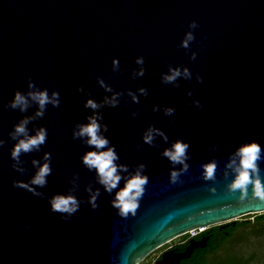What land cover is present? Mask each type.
<instances>
[{
    "label": "water",
    "instance_id": "1",
    "mask_svg": "<svg viewBox=\"0 0 264 264\" xmlns=\"http://www.w3.org/2000/svg\"><path fill=\"white\" fill-rule=\"evenodd\" d=\"M189 20L199 25L189 46L197 52L193 60L176 46ZM138 55L144 57L145 71L132 79ZM112 57L119 62L115 73ZM167 63L188 67L202 82L193 76L175 88L162 85L159 74L167 71ZM96 76L113 91L147 88L138 103L123 94L115 107L98 109L117 163L129 171L145 164V191L135 212L125 216L115 213L111 194L80 162L89 146L70 134L75 123L91 115L82 106L86 98L100 102L111 95ZM27 77L40 88L58 91L60 103L29 121V134L43 126L47 139L39 151L21 154L24 172L18 173L9 166L14 141L7 133L20 118L32 115L35 105L23 113L3 105L13 90L27 91ZM77 86L83 91L77 92ZM193 98L203 107L197 110ZM166 106L175 112L163 115ZM133 110L135 117L129 115ZM149 125L161 129L167 140L154 134L151 145L144 143L142 133ZM0 139V264H138L189 230L264 213V201L228 195L232 172L225 166L241 142L256 140L264 148V0H0ZM176 139L188 142V168L180 182L170 183V167L180 165H171L160 153ZM45 153L51 155L52 172L37 189L43 197L13 187V180L29 181L31 161H42ZM212 159L215 176L205 181L200 165ZM260 168L264 183V161ZM86 187L100 189L95 209L88 205ZM69 190L81 204L61 220V214L49 211L47 199ZM204 245L205 240H191L183 252L162 256L161 263L177 262Z\"/></svg>",
    "mask_w": 264,
    "mask_h": 264
},
{
    "label": "clouds",
    "instance_id": "2",
    "mask_svg": "<svg viewBox=\"0 0 264 264\" xmlns=\"http://www.w3.org/2000/svg\"><path fill=\"white\" fill-rule=\"evenodd\" d=\"M199 27L195 20H189L186 26V31L177 43L178 48L184 49L189 60H193L197 52L190 50V42L194 40L193 30ZM201 35V39H204ZM133 62L138 67L131 70L130 78L136 79L144 74V57L138 55L134 57ZM110 68L113 73L119 71L118 58L110 59ZM195 77L197 83L202 82L200 74L190 72L189 68L184 65H175L167 63V71L159 74V81L162 85H172L173 88L178 87L179 80L189 81ZM97 84L106 92H110V96H105L102 101L97 102L92 98H86L82 106L91 109V115L85 118L86 122H77L72 126L71 138H79L82 143L89 146V149L80 156L82 165L92 171L95 175L96 182L101 186L105 193L111 194L109 201L110 206L115 210V213L120 216L132 214L137 209L140 198L145 191V185L148 182V176L144 173V163H138L129 171L125 164H118L119 156L115 150V145L110 144L108 138L103 134L107 130V125L103 124L102 115L98 109L107 105L115 107L119 104V97L126 94L130 97L133 103L139 102V97L147 95V88L144 86L138 87L135 92L131 89L121 91H113L112 86L105 83V80L100 76H96ZM27 91L22 92L19 89L13 90L12 97L3 105L5 109H13L21 113L27 111L29 107L35 105V111L30 116L20 118L12 125L11 130L7 133L8 138L14 143L9 150V165L18 173H23L21 167V154L32 151H39L47 139V129L40 126L35 129L33 134H29L27 125L29 121L42 118L47 106L57 107L60 103L59 93L55 89L49 92L48 88H40L35 85L31 77L26 78ZM77 92L83 91L80 86L76 88ZM138 94V95H137ZM186 96H192L191 89L185 91ZM191 104L199 110L203 107L200 100L193 98ZM157 105L152 106V110L156 111ZM175 112L174 107L166 106L162 109V114L170 116ZM131 117H135V110L129 113ZM154 134L159 135L162 139L167 140V135L161 130L149 127L142 133V141L151 145L154 139ZM4 141L0 139V146ZM188 142L176 139L167 148L163 149L160 155L166 158L171 165L179 164V168L170 167L168 172V181L170 183L180 182V176L188 168ZM51 155L45 153L42 161L33 159L31 164L34 168L32 176L28 182L13 180L12 186L27 190L32 195L43 197V193L37 189L44 187L47 183V177L52 172L50 166ZM264 161V148L256 140H247L241 142L229 154V159L226 167L231 170L232 176L227 184L228 195L234 196L237 200H243L246 197H253L264 201V183H262L260 162ZM216 169V161L214 159L202 163L200 165V178L207 181L214 179ZM74 179L76 174H73ZM74 182V181H73ZM119 185V187H118ZM251 186V187H249ZM115 189V191H113ZM88 193L87 202L91 209L97 207L96 200L100 189H92L86 187ZM49 211L61 214V220H68L75 213L81 201L71 194V190L67 193H54L47 199ZM27 227V225H25Z\"/></svg>",
    "mask_w": 264,
    "mask_h": 264
},
{
    "label": "rangeland",
    "instance_id": "3",
    "mask_svg": "<svg viewBox=\"0 0 264 264\" xmlns=\"http://www.w3.org/2000/svg\"><path fill=\"white\" fill-rule=\"evenodd\" d=\"M255 215L249 214L237 220L244 222L236 228L232 236L212 254L207 256V264H226L231 256L248 260V264L264 263V219L255 221ZM181 236L174 240H179Z\"/></svg>",
    "mask_w": 264,
    "mask_h": 264
},
{
    "label": "trees",
    "instance_id": "4",
    "mask_svg": "<svg viewBox=\"0 0 264 264\" xmlns=\"http://www.w3.org/2000/svg\"><path fill=\"white\" fill-rule=\"evenodd\" d=\"M254 215L256 222L264 219V213ZM243 224L244 222L236 220L234 223L231 221L221 225L211 226L198 232L194 236L202 234H208L210 236L206 246L204 248L196 249L188 259L183 261V264H207V256L214 253L222 245V243L232 236L236 228ZM230 260L231 261L226 264H248V260H242L241 258H237L233 255Z\"/></svg>",
    "mask_w": 264,
    "mask_h": 264
},
{
    "label": "flooded vegetation",
    "instance_id": "5",
    "mask_svg": "<svg viewBox=\"0 0 264 264\" xmlns=\"http://www.w3.org/2000/svg\"><path fill=\"white\" fill-rule=\"evenodd\" d=\"M208 234H202L198 236L188 237V235H181L179 240H170L169 242L160 245L159 247L155 248L149 254H147L138 264H162L161 258L167 254H178L185 250L191 240L193 242H198L200 240H205V245L203 247H194L189 253V256L179 259L177 262L170 263V264H183L185 259H188L192 253L199 248H204L206 243L209 239Z\"/></svg>",
    "mask_w": 264,
    "mask_h": 264
},
{
    "label": "built area",
    "instance_id": "6",
    "mask_svg": "<svg viewBox=\"0 0 264 264\" xmlns=\"http://www.w3.org/2000/svg\"><path fill=\"white\" fill-rule=\"evenodd\" d=\"M202 230H189L187 233H185L184 235H188V237H193L195 234H197L198 232H200Z\"/></svg>",
    "mask_w": 264,
    "mask_h": 264
},
{
    "label": "bare ground",
    "instance_id": "7",
    "mask_svg": "<svg viewBox=\"0 0 264 264\" xmlns=\"http://www.w3.org/2000/svg\"><path fill=\"white\" fill-rule=\"evenodd\" d=\"M204 228H199L198 230H203Z\"/></svg>",
    "mask_w": 264,
    "mask_h": 264
}]
</instances>
